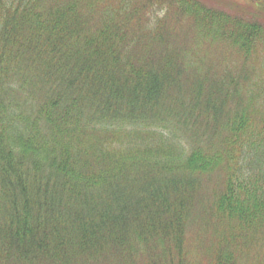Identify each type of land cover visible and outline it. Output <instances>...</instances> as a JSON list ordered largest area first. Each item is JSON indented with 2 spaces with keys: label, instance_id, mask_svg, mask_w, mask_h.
I'll return each instance as SVG.
<instances>
[{
  "label": "trees",
  "instance_id": "1",
  "mask_svg": "<svg viewBox=\"0 0 264 264\" xmlns=\"http://www.w3.org/2000/svg\"><path fill=\"white\" fill-rule=\"evenodd\" d=\"M239 2L263 19L0 0V264H197L190 219L205 264H264V0Z\"/></svg>",
  "mask_w": 264,
  "mask_h": 264
},
{
  "label": "rangeland",
  "instance_id": "2",
  "mask_svg": "<svg viewBox=\"0 0 264 264\" xmlns=\"http://www.w3.org/2000/svg\"><path fill=\"white\" fill-rule=\"evenodd\" d=\"M196 1L200 2L201 4H204L207 7L212 8L213 9L212 11L219 10L222 12H229L231 14H237L238 16L243 15L244 17L250 20L263 19L261 14L255 15L256 10H254L253 8H250V6L247 4L240 3L239 0H196ZM261 55H263V50L262 48H259V54L257 56H254L255 58H253L254 69L251 70V72L254 73V75L258 76V78H255V80L257 81L260 79L258 85L263 84V80L261 78L264 77V67L256 62L257 61L256 58H258ZM249 78H252V77H249ZM232 167L234 168V165ZM232 167L230 168L232 169ZM224 179L225 178L220 173L213 174L211 176V179H207L204 181L202 192L207 193V194L219 193L224 190L226 192L227 187L229 186V183H227L226 181L224 183ZM224 184L226 185L225 187H224ZM252 188L253 187H251L250 183L248 182L244 183V189L246 191L251 190ZM191 220L193 219H190L188 221V226H187L184 239H183L184 242L186 243L184 246V252L187 251V254L189 253L188 257L191 261H195L197 262V264H205V261L207 259L206 252H202L198 250L197 248L200 247V243H203L204 246H207L209 244L210 236L213 232V227L210 228L208 231H205L200 226L193 225L191 223Z\"/></svg>",
  "mask_w": 264,
  "mask_h": 264
}]
</instances>
